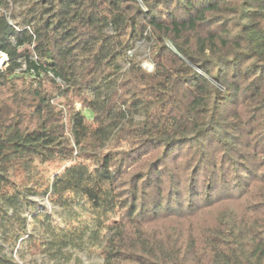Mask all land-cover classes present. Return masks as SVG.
<instances>
[{"label": "trees", "instance_id": "1", "mask_svg": "<svg viewBox=\"0 0 264 264\" xmlns=\"http://www.w3.org/2000/svg\"><path fill=\"white\" fill-rule=\"evenodd\" d=\"M0 53V264H264V0H0Z\"/></svg>", "mask_w": 264, "mask_h": 264}, {"label": "rangeland", "instance_id": "2", "mask_svg": "<svg viewBox=\"0 0 264 264\" xmlns=\"http://www.w3.org/2000/svg\"><path fill=\"white\" fill-rule=\"evenodd\" d=\"M149 42L146 40H141L136 42L132 52L137 53L138 59H145L147 56V49ZM6 65V57L4 54L0 53V68H3ZM142 65L150 69L151 63L149 61L142 62ZM75 107L81 110L87 119L91 118V112L88 109L82 108L78 103H75ZM52 165H48L46 168H51ZM32 200L35 201L36 207L39 209H45L47 212L51 213L53 216H56L54 211L56 207L53 206L46 197H33ZM27 247L22 244L18 247V252L14 255V261L16 264H52L46 256L41 254L31 253ZM74 258L71 259L67 264H100L101 258L99 250H88L83 252H74Z\"/></svg>", "mask_w": 264, "mask_h": 264}]
</instances>
